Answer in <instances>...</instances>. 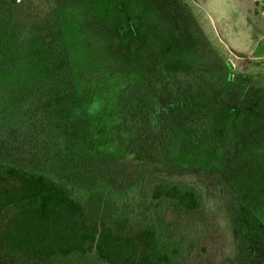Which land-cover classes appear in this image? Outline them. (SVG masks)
<instances>
[{
	"label": "rangeland",
	"instance_id": "1",
	"mask_svg": "<svg viewBox=\"0 0 264 264\" xmlns=\"http://www.w3.org/2000/svg\"><path fill=\"white\" fill-rule=\"evenodd\" d=\"M13 5L24 85L0 94V163L62 174L82 193L132 186L168 157L127 150L112 119L81 107L82 75H169L189 176L209 205L224 201L240 260L264 264V0Z\"/></svg>",
	"mask_w": 264,
	"mask_h": 264
},
{
	"label": "trees",
	"instance_id": "2",
	"mask_svg": "<svg viewBox=\"0 0 264 264\" xmlns=\"http://www.w3.org/2000/svg\"><path fill=\"white\" fill-rule=\"evenodd\" d=\"M14 3L0 0L2 96L24 85ZM80 88V106L112 119L123 147L168 158L126 189L85 193L62 174L0 163V264H244L224 201L209 205L189 176L171 77L99 69Z\"/></svg>",
	"mask_w": 264,
	"mask_h": 264
}]
</instances>
